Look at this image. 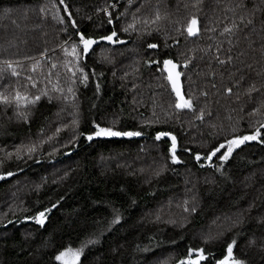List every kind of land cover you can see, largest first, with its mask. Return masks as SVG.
I'll list each match as a JSON object with an SVG mask.
<instances>
[{
    "label": "trees",
    "instance_id": "trees-1",
    "mask_svg": "<svg viewBox=\"0 0 264 264\" xmlns=\"http://www.w3.org/2000/svg\"><path fill=\"white\" fill-rule=\"evenodd\" d=\"M191 3L192 0H131V3L129 0H65L64 4L59 0H0V61L20 62L19 77H12L5 70L0 89L9 85L6 91H11L15 85L22 92L35 95L45 87L51 89L48 83L51 72L52 83L58 80L65 94L69 86L75 91L74 102L70 96L65 103L58 98L59 93L50 92L51 101L42 97L30 110L27 122L17 120L12 107L0 105V150L16 145L38 146L31 158L22 150L19 160L15 155L0 160V173H14L0 179V212L12 187L33 183L15 194L16 206L7 207L0 216V264H59L55 261L59 251L69 246L79 247L88 239L98 242L85 247L81 264H153L168 254H172L169 264H176L187 255L189 247L204 248L210 258L202 264H215L233 238L237 240L234 246L237 258L247 264H264V216H258L264 207V145L257 142L242 145L219 172L216 171L220 165L218 157L213 158L211 166L203 159L200 162L194 159L197 152L203 157L223 139L231 138V127L237 128L238 135L250 134L253 128L249 125L260 119L250 113L264 103V0H203L199 12ZM240 3L244 6L237 8ZM65 4L86 36L97 38L115 28L118 38L125 41L124 44L101 41L93 45L81 62V67L89 73L87 86L79 83V73L73 84L71 73L64 66L72 57H66L63 48L67 46L70 50L72 43L78 42L68 13L63 10ZM111 4L115 8L109 7ZM185 4L189 7L185 8ZM105 7L113 15V25L106 23L103 11H96ZM157 8L162 19L144 25L143 20H151ZM57 9L65 18L63 25L53 19ZM120 13L125 15L117 21L115 17ZM193 14L199 21V34L187 37L177 32ZM134 16L139 32H122L121 26L132 22ZM65 27L67 32L62 31ZM225 27L232 28V32L224 33ZM151 43L158 48L149 49L147 45ZM45 49L46 56L41 57ZM217 54L220 59L231 55L233 60L220 65L214 59ZM105 56L111 62L105 61ZM189 56L190 65L184 69L182 62ZM165 58H172L180 65L178 70L185 73L181 77L182 93L199 99L195 110L175 112L172 108L170 116L145 126L143 122L149 120L139 116L143 109L132 106L137 90V104H162L159 98L151 97L160 92L164 94L163 103L169 99L173 105L175 102V95L164 79L166 73L160 71ZM35 60H40V65L33 71L31 65ZM52 63L57 66L52 68ZM211 73H215L214 78ZM29 75L37 81L36 89L30 85L24 87ZM252 85L258 91L249 94ZM227 88L232 89L231 94L225 91ZM201 92L207 96L200 95ZM73 107L78 111V131L83 134L74 144L69 143L73 135L71 124L63 127L68 125L70 117L62 118L61 112L67 115ZM200 108L205 110L203 121L195 118ZM93 122L143 134L87 141L84 136L94 130ZM212 124L217 127L212 128ZM58 127L61 131L53 142L40 143L43 136H50ZM159 131L177 137L180 163L173 164L170 160L169 138L154 139ZM148 147L158 152L163 162L164 170L159 175L146 179L112 163L113 157H131L144 150L147 153ZM187 176L199 199L195 213L177 226L154 221L146 215L179 192ZM44 208L51 209L44 226L24 220L25 216L35 215ZM116 214L121 216L120 222L109 227ZM214 216L232 218L226 219L229 225L219 233L222 235L205 243L199 233ZM235 220L240 223L233 226ZM137 245L155 250L144 254L137 251Z\"/></svg>",
    "mask_w": 264,
    "mask_h": 264
},
{
    "label": "snow or ice",
    "instance_id": "snow-or-ice-1",
    "mask_svg": "<svg viewBox=\"0 0 264 264\" xmlns=\"http://www.w3.org/2000/svg\"><path fill=\"white\" fill-rule=\"evenodd\" d=\"M60 4H64L65 0H59ZM129 3H131V0H129ZM203 4V0H192L191 7L196 10V12H199L200 7ZM244 5L242 3L237 4V8H242ZM55 7V6H54ZM109 7L115 8V4H111ZM109 7H105L104 9H97V12L103 11L104 15L107 17L106 23L108 25H113L114 19L112 13L109 11ZM185 8L189 7L188 4L184 5ZM64 12L68 13V19L71 20V27L74 30V35L78 37V42L72 43L71 49L67 46L63 48V52L65 56H71L72 59L70 61H66L65 68L66 70L71 73L72 76V83H76V76L77 73H79V83L87 86V82L89 80V73L85 71L84 67H81V62L89 54L90 49L93 48V45L99 44L101 41H106L110 44H124L125 41L118 38V33L113 28V30L110 32V34L99 36L97 38H94L92 36H86L83 32H81L78 28L77 22L72 19L71 13L69 12L68 6L65 4L64 6ZM140 9H137L139 11ZM231 10V9H230ZM8 11V10H6ZM44 9L41 8V12H43ZM125 15V13H120L119 16L115 17V19L118 21L121 16ZM53 19L56 20L58 23L63 25L65 23V18L59 14V9L55 12L53 15ZM91 19V17H89ZM162 19V16L160 14L159 9L157 8L154 17L151 20H148L145 18L143 20L144 25L148 24H156L158 21ZM244 17L241 16L240 20L243 21ZM248 23H251V20L248 21ZM137 19L133 18L132 22L128 23L127 25L121 26V31L125 33H130L131 31L139 32V29L136 27ZM199 21L197 18V15L193 14L189 17L185 25H182L181 27H178L176 29L177 32H180V34L184 35L186 34L187 37H195L199 34ZM159 31V29H156ZM62 31L67 32V28H63ZM209 31H212V29H209ZM224 33H231L232 28L225 27L223 29ZM151 34V33H149ZM71 39V38H70ZM175 43V41H174ZM228 43L231 45L232 41L229 40ZM64 44L67 45L68 41H64ZM147 47L149 49H156L158 48L157 44L151 43L148 44ZM165 47H168L167 44H165ZM220 48L217 47V53H219ZM231 52V48L228 50ZM47 49H45L44 52L40 53L41 57L46 56ZM27 60H32V57H25ZM192 57L189 56L188 58L184 59L182 62V66L184 69H187L190 65ZM214 59L217 61L218 64L224 65L225 63H231L233 58L231 55H228L226 59H220L219 54H217ZM104 60L107 62H111L107 56L104 57ZM19 61H16L15 64L11 60H3L0 61V81L4 79L3 73L5 70L10 71V75L12 77H19L20 73L17 71V66H19ZM145 63H156V61H146ZM40 65V60H35V62L31 65V68L33 71L36 70V68ZM71 65V66H69ZM57 65L55 63H52L51 67L55 68ZM178 67L180 65L177 62H174L172 58H165L163 59V68L160 69L162 73H166V76H164V79L167 81L168 85L170 86L171 92L175 95V102L173 104H169L170 108H173L175 112H179L180 110H189L193 111L195 110V102L199 99V97L189 94L185 96V94L182 93L181 90V77L185 73L178 70ZM49 80L48 83L51 84V89L49 90L47 87L44 89H40L37 91L35 95L30 94L29 92H22L19 87L13 85L11 86V91H6L10 86L4 85L2 89H0V105H3L5 107H12L14 109V117L23 122H27L29 119V116L31 114L30 110L36 106L42 99V97L48 98L50 101L53 98L51 93H59L60 96L59 99L63 100L65 103L69 101V97H72L73 102L75 101V91L74 89L69 86L67 88V94H65V89L59 86V81L57 80L56 83H52L50 77L51 72H49ZM93 75L95 73L93 72ZM128 74L125 73V76ZM213 78L215 77V73H211ZM27 83H25L24 87L28 88L29 85L31 88L36 89L37 88V81L33 80L32 76L26 77ZM135 87V85H133ZM212 87H215V84L212 85ZM96 90L99 92L100 86L99 84L96 85ZM225 91L229 94H231L232 89L227 88ZM258 91V89L255 87V85H252L248 89V93L251 94L252 92ZM200 95L207 96L206 92H201ZM239 99V97H237ZM75 107V105H74ZM242 111V109H241ZM73 119L71 120V129L73 132V135L71 137V140L69 143H75V141L78 139L79 136L83 135L82 133H79V120L76 118L78 116V111H73L72 113ZM155 115V113H153ZM167 115V113H166ZM207 115H211V112L209 111ZM250 115L257 116L260 119L253 125L250 124L249 126L253 128V131L250 134H244V135H238L237 128L235 126L231 127L230 131L232 133L231 138H225L222 142L218 143V145L213 146L210 151H207L206 155L202 157L201 153L197 152L194 156V159L197 162H200L202 159L207 163L208 166L212 165L213 158L218 157V160L220 161V165L217 166L216 171H221L222 167L224 166V162L228 161L230 157L233 155L234 151L239 149L242 145H245L248 142H257L259 144L264 145V103H261L258 107L254 108ZM205 116V110L204 108L199 109V114L195 116L197 120L203 121ZM231 119V117H229ZM159 122L158 119L156 121H145L143 122L145 126H151L152 123ZM64 128H68L69 125H64ZM212 128H216L217 126L215 124L211 125ZM93 131H91L89 134L84 136V139L87 141H93L94 138H107V137H138L141 136L143 133L142 131L138 130H127V131H119L115 130L112 126H101L98 123L93 122ZM222 130V129H221ZM61 131V128L56 129V133L58 134ZM167 137L170 140V146L168 147V153L170 160L173 164L180 163V158L177 155V137L173 135L171 132H163L159 131L155 133L154 139L156 141H161L162 138ZM52 137H48V140H51ZM40 143H43L41 141ZM22 150L26 152L29 158H31L32 154L37 152L38 146L37 144H31L28 146H21L17 147L15 152H8L6 153V157L8 159H11L13 155H15V158L17 160L22 158ZM185 151H190L189 149H185ZM204 164H201V167H203ZM159 175V173H156ZM14 175L13 172L9 171L7 173H0V179H4L5 176H12ZM187 204V201L185 202ZM56 207V205H52V208ZM51 211L50 208H44L42 211H37L35 215L25 216V221H34L35 224L44 226L47 220V213ZM185 212H191L195 213L197 211L196 207L193 206L190 209L188 207L184 208ZM159 219V217H157ZM121 220V216L119 214H116L114 219H112L109 222V227L113 224H118ZM9 223H12L9 221ZM240 223V220L233 221V226ZM219 235H222L219 234ZM213 237H205V243L209 242ZM98 241L96 239H88L86 244H81L79 247L73 248V247H65L63 250L59 251L55 255V261L59 262V264H81V256L84 253V249L87 245H93L97 243ZM173 244L176 242L173 241ZM250 243H254V241H250ZM237 245V240L233 238L230 242L226 244L225 253L222 255L221 258L215 260V264H247V262L243 259H239L234 255V246ZM155 249L150 248L148 246H145L144 248H140L139 245H137V251H140L144 254H148L151 251H154ZM210 256L209 254H206L204 248H192L189 247L187 250V255L182 257L181 259L177 260L176 264H202V262H207L209 260Z\"/></svg>",
    "mask_w": 264,
    "mask_h": 264
},
{
    "label": "rangeland",
    "instance_id": "rangeland-1",
    "mask_svg": "<svg viewBox=\"0 0 264 264\" xmlns=\"http://www.w3.org/2000/svg\"><path fill=\"white\" fill-rule=\"evenodd\" d=\"M135 88L137 89L136 86ZM163 95L164 94L160 92L159 94L154 93V95L151 96V97L159 98V102H162L163 106L161 103L160 104L158 103L159 105H157L149 102L145 104H137L136 101L139 98V90H137L136 95H134L132 99L133 100L132 106L134 108L135 105L136 108L143 109L139 114V116H141V119L156 121L157 119L168 117L170 116L171 114L170 111L172 110V108L169 107V104H173V102L169 99L165 103H163L162 100ZM73 111H74V107L71 109V111L67 113V115L63 111H61L63 113L62 118H66L67 116L70 117L68 119V125L71 124V120L73 119V115H72ZM138 113L139 112L136 111V114ZM153 113H155V115H153ZM57 116L60 118L61 114L58 113ZM219 127H221V125ZM50 136L52 137V139L48 140V137ZM50 136L49 135L43 136L42 141L44 144L53 142L54 139L58 137V134L56 132H52ZM17 147L18 146L16 145L13 147L11 146V148L8 149L4 148L3 151L0 150V160L7 158L6 153L8 152L14 153ZM143 152L140 153L139 155H135L131 157L124 155H119V157H113L112 163L121 166L123 169L140 173L146 179H149L152 177V175L156 174L157 172H162L164 170V165L159 158L160 155L158 154V152L156 153V151L152 147L147 148V153H143ZM108 162L109 161H106V163ZM189 176H187L186 179L184 180V184L182 185V188L180 189L179 192L171 196L166 201L157 205L153 210L148 211L146 215L151 217V219L154 221H165L175 226L180 225L185 220H187V218H189L192 213L185 212L184 208L188 207L190 209L193 206L197 207L199 203L198 196L195 193L196 191L189 183V178H190ZM32 184L33 183L30 182L26 186L20 185V186L12 187L11 190L13 191L11 195L9 194V196L7 197V203L8 202L10 203L9 205L7 203L5 206L3 205V208L1 209L0 212V216H3L2 214L5 211H7L9 208L14 207V205L16 206L18 202H16L13 199L15 194L22 193L23 191H25L24 189L30 188ZM16 190H20V191L17 192ZM186 201L187 204H185ZM231 216L235 218L234 215ZM231 216H228L226 218L220 216H214L213 219H211V221L207 224V226L200 231L199 233L200 239L205 240V237H213V238L216 237L224 229V226L227 227L229 225L226 223V219L232 218ZM258 216L259 217L264 216V207L258 212ZM157 217H159V219H157ZM230 220H228V222ZM171 257L172 254L163 255L160 258L156 259L153 262V264H169L171 261Z\"/></svg>",
    "mask_w": 264,
    "mask_h": 264
}]
</instances>
